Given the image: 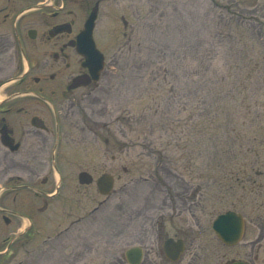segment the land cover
I'll return each mask as SVG.
<instances>
[{"label":"rangeland","instance_id":"rangeland-1","mask_svg":"<svg viewBox=\"0 0 264 264\" xmlns=\"http://www.w3.org/2000/svg\"><path fill=\"white\" fill-rule=\"evenodd\" d=\"M96 33L111 37L101 82L118 122L97 134H61L57 152L50 137L42 162L0 166V190L17 175L16 201L8 190L0 202L24 217L10 226L0 219V230L7 236L34 223L17 253L43 249L38 263L48 264L47 254L71 250L54 239L85 211L97 208L96 227L108 231L115 215H126L120 209H198V241L218 246L210 219L224 209H264V0H119L102 7ZM15 88L0 86V101ZM82 171L91 184L78 182ZM105 173L114 177L108 196L96 187ZM129 246L123 235L112 248L119 256Z\"/></svg>","mask_w":264,"mask_h":264},{"label":"flooded vegetation","instance_id":"flooded-vegetation-1","mask_svg":"<svg viewBox=\"0 0 264 264\" xmlns=\"http://www.w3.org/2000/svg\"><path fill=\"white\" fill-rule=\"evenodd\" d=\"M117 1L0 0V86L16 87L0 101V140L1 137L12 139L11 146H16L12 151L0 142V166L7 165L17 171V166L28 165L33 160L42 162L39 156L51 144V138L57 152L61 134L64 137L70 130L97 134L102 126L111 130L108 126L118 122L115 115L111 119L112 110H107L104 99L107 97L103 96V92L108 91L101 82L108 74L104 58L99 78L95 80L91 73L93 61H97L93 46L104 55L102 46L111 40L110 36L96 33L102 7ZM93 11L96 18L91 37L87 33L82 36L86 20ZM123 22L127 26V22ZM79 50L91 53L89 62ZM11 116H17V128ZM19 152L22 155L17 158ZM14 181L12 187L0 190V196L4 191L13 190L16 201L17 175ZM31 190L36 196L47 195L37 188ZM120 210L126 215H113L116 221L110 224L108 231L96 227L97 208L74 218L54 239L56 246L66 244L64 241L66 245L71 244V250L66 254H47V263L131 264L125 251L117 256L112 248L120 236L125 235L129 247L141 250L139 264H264V209H224L215 215L210 219L211 228L219 214L232 212V220L228 219L226 224L235 225L239 234L232 244L216 237L218 246L214 247L198 241L195 230L203 226L198 209H149L150 213L148 210L136 213L132 209ZM166 213L174 230L168 236L165 234ZM13 217L24 218L0 202L2 223L15 225ZM73 225L78 228L69 234L72 238L61 237L71 231ZM33 229L34 223L24 229L16 226L7 236L0 230V246L3 245L0 264H39L42 261L46 255L43 249H40L42 253L37 249L26 250L22 259L19 257L22 254L17 253L25 245L18 244L17 240L25 236L31 241ZM168 239L181 241L182 252L166 253Z\"/></svg>","mask_w":264,"mask_h":264},{"label":"water","instance_id":"water-1","mask_svg":"<svg viewBox=\"0 0 264 264\" xmlns=\"http://www.w3.org/2000/svg\"><path fill=\"white\" fill-rule=\"evenodd\" d=\"M95 19V13L94 11L91 12V14L89 15L86 23H85V30L82 33L83 34L87 33V35L91 36V31L93 28V22ZM94 48V46H93ZM95 50V48H94ZM79 52L86 57V60L89 62L90 60V56L91 53L88 52H84V51H80ZM95 55H96V59L97 61L94 62L93 61V67L91 68V73L92 76L95 80L98 79L99 77V73L101 72V69L103 67V56L102 54H100L98 51L95 50ZM90 66V63H88ZM2 143L5 146L10 147V149L14 150L16 148L11 146V141H8L5 138L1 139ZM92 181V178L89 174H87L86 172H82L79 174V182L81 184H88ZM97 187L100 191L101 194H108L110 192V190L113 187V177L111 175L105 174L102 177H100L97 181ZM232 212L231 213H227L224 215H220L216 218V220L214 221L213 224V229L215 234L217 235V237L221 240V241H229L230 244H232L233 242H235L238 238V228L235 227V225H233L232 223H230L229 225L226 224V221L228 219L232 220ZM165 248H166V253L170 252L173 254H178L180 252H182L183 250V244L181 241H173L172 239H168L165 242ZM126 257L127 260L132 263V264H138L141 258V250H139L138 248L134 247L131 249H128L126 251Z\"/></svg>","mask_w":264,"mask_h":264}]
</instances>
